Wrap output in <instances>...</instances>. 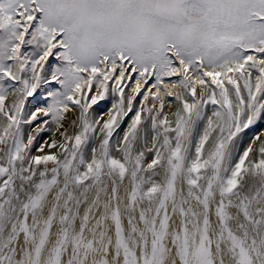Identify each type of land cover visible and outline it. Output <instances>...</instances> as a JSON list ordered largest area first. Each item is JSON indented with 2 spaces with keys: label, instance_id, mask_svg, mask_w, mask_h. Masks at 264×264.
Here are the masks:
<instances>
[{
  "label": "snow or ice",
  "instance_id": "6c2138e0",
  "mask_svg": "<svg viewBox=\"0 0 264 264\" xmlns=\"http://www.w3.org/2000/svg\"><path fill=\"white\" fill-rule=\"evenodd\" d=\"M264 0H0V264H264Z\"/></svg>",
  "mask_w": 264,
  "mask_h": 264
},
{
  "label": "rangeland",
  "instance_id": "374dc122",
  "mask_svg": "<svg viewBox=\"0 0 264 264\" xmlns=\"http://www.w3.org/2000/svg\"><path fill=\"white\" fill-rule=\"evenodd\" d=\"M264 127V122H259L258 124L251 126V130H245V138L250 137L254 132L259 131Z\"/></svg>",
  "mask_w": 264,
  "mask_h": 264
}]
</instances>
